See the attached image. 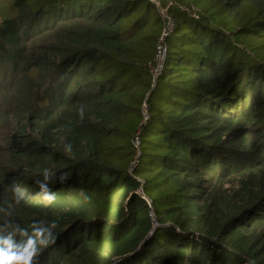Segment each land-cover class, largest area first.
<instances>
[{
  "label": "trees",
  "instance_id": "1",
  "mask_svg": "<svg viewBox=\"0 0 264 264\" xmlns=\"http://www.w3.org/2000/svg\"><path fill=\"white\" fill-rule=\"evenodd\" d=\"M0 121V264H264V0H0Z\"/></svg>",
  "mask_w": 264,
  "mask_h": 264
},
{
  "label": "rangeland",
  "instance_id": "2",
  "mask_svg": "<svg viewBox=\"0 0 264 264\" xmlns=\"http://www.w3.org/2000/svg\"><path fill=\"white\" fill-rule=\"evenodd\" d=\"M144 110L146 111V107L144 108ZM0 124L4 126L7 123H4V122L0 121ZM2 133L3 132L0 131V146L3 147L4 144H5V142H4L5 136L2 135ZM4 134H6L5 130H4ZM1 151H2V148H0V165L2 164V162H1L2 159L7 156V154L5 152L1 153ZM20 167H25V166H24V164H21V166H19L17 168H20ZM20 179L21 180L26 179L28 181V178L25 177V176L21 177ZM28 182L35 183L33 180L32 181H28ZM240 186L241 185L238 183V181L236 179H232L230 181H227L225 184H223L221 189L226 192L228 198H230L231 200H235V199H237V197H236L237 194L236 193L240 189ZM55 188L59 189L60 187L57 186ZM68 189L71 191L72 188H68ZM50 190H52V189H50ZM13 191H21L22 195H24V193H26L28 199H32V198L33 199H37L41 203H43V205L50 203V200L48 199L49 198L48 193H46V196H44L45 194L42 195V194L38 193L36 190H34V188H32L30 186H26L24 188L21 185H19V183L14 184L13 180L7 181L3 177V169H2V167H0V199H4L5 200L6 198H9L11 196V194L13 193ZM70 191L63 192L61 195L63 196V198H67V200L69 198V203L70 204H73V202L77 203V200L74 199V197H77V195H75L73 193H70ZM136 192L139 193V194H142V190L141 189H138ZM78 198H79V196H78ZM117 199H118V194L116 196H113L112 198L108 196V201H110V204L115 203ZM148 202L151 205V202L150 201H148ZM150 214H151L152 219L154 221H156L154 219V211L153 210L151 211ZM99 218L103 219L104 216H100ZM111 220H113V219L109 218V221H111ZM109 221L107 222V224L109 223ZM107 224H106V226L104 225L101 230L108 229L109 226ZM99 231H100V229H97L96 227H93L91 232H90L91 236H87V233L83 236L84 241H86V242L91 241V240L95 241L94 237H98L99 236V233H98ZM75 243H77L75 247H78V246H80L83 243V241H79V242L75 241ZM74 259H76V258H74ZM75 262H76L75 260L70 261L71 264H75Z\"/></svg>",
  "mask_w": 264,
  "mask_h": 264
},
{
  "label": "built area",
  "instance_id": "3",
  "mask_svg": "<svg viewBox=\"0 0 264 264\" xmlns=\"http://www.w3.org/2000/svg\"><path fill=\"white\" fill-rule=\"evenodd\" d=\"M159 52H158V55H157V60H158V67L156 69V71L160 70L161 69V65L163 63V59H164V55H165V42H164V39L162 38V40H160V43H159Z\"/></svg>",
  "mask_w": 264,
  "mask_h": 264
},
{
  "label": "water",
  "instance_id": "4",
  "mask_svg": "<svg viewBox=\"0 0 264 264\" xmlns=\"http://www.w3.org/2000/svg\"><path fill=\"white\" fill-rule=\"evenodd\" d=\"M116 180H117V178H115V180H114V181H116ZM153 222H154V224H153V229L150 231V233H149V235H148V236H150V235L152 234V232L154 231L155 227L157 226V223H156V221H154V220H153ZM148 236H147V238H148Z\"/></svg>",
  "mask_w": 264,
  "mask_h": 264
}]
</instances>
